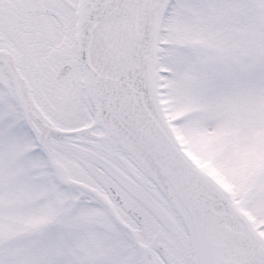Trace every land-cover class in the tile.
<instances>
[{
  "label": "snow or ice",
  "instance_id": "1",
  "mask_svg": "<svg viewBox=\"0 0 264 264\" xmlns=\"http://www.w3.org/2000/svg\"><path fill=\"white\" fill-rule=\"evenodd\" d=\"M0 264H264V0H0Z\"/></svg>",
  "mask_w": 264,
  "mask_h": 264
}]
</instances>
